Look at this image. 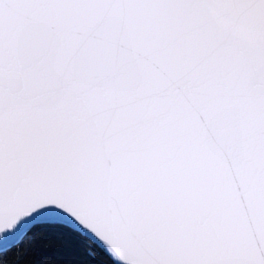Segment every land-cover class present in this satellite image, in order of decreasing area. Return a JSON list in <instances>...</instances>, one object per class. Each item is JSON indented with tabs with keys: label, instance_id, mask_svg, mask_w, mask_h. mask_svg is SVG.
<instances>
[{
	"label": "snow or ice",
	"instance_id": "1",
	"mask_svg": "<svg viewBox=\"0 0 264 264\" xmlns=\"http://www.w3.org/2000/svg\"><path fill=\"white\" fill-rule=\"evenodd\" d=\"M0 264H264V0H0Z\"/></svg>",
	"mask_w": 264,
	"mask_h": 264
}]
</instances>
